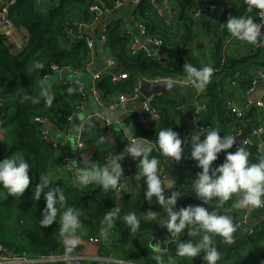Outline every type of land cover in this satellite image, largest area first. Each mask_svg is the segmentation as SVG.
I'll list each match as a JSON object with an SVG mask.
<instances>
[{
  "label": "trees",
  "instance_id": "obj_1",
  "mask_svg": "<svg viewBox=\"0 0 264 264\" xmlns=\"http://www.w3.org/2000/svg\"><path fill=\"white\" fill-rule=\"evenodd\" d=\"M115 0H58L55 5H49V12L42 14L38 8L37 0H18L9 10V16L13 22L26 30L27 45L19 53H13L5 44L4 37L0 33V119L3 129V138L0 140V160L5 158L23 157L30 164V185L21 197H14L0 186V242L7 248L18 252L26 251L31 255L47 254L51 251L61 250L63 237L60 235V225L54 222L50 226L43 227L40 224L46 201L42 195L39 201L34 199V188L40 181V175L49 174V166L58 150L55 141L46 140L41 135L40 124L36 117H46L51 126L68 131L71 126L69 117L79 110L80 94L75 84L46 89L43 78L53 64L61 67L71 66L75 71L85 72L88 65L100 57L101 48L107 52L120 69V73H128V79L114 82L111 73H104L99 80L98 89L104 102H114L122 95L133 93L135 86L142 79L158 80L172 79L186 82L185 65H192L197 69L209 66L213 69L207 84V94L204 95L206 111L201 119L209 129H219L223 134L232 135L237 129L248 130L252 122L249 117H236L235 113L225 108L226 100L235 91V83L242 90L248 89L258 70H264V48L246 57L236 58L226 53V44L233 37L224 27L230 16H241L246 13L247 5L244 0H221L218 6L230 5L222 17H209L207 20V34L215 42L213 49V63L208 64L198 57L194 45L193 14L200 8V0H173L182 6L181 21L183 27L173 33L158 9L149 0H143L136 7V14L143 26L148 29L151 41L160 39L164 42L165 52L172 53L173 60L164 56L163 60L170 66H163L146 48L133 54V39L122 28L120 22L109 25L107 29V41L97 44L94 48L87 43L88 35L73 38L68 33L70 28L76 27L73 15L82 13L83 17L92 21L89 8L95 3L110 6ZM171 1V0H170ZM193 10V14L191 12ZM252 18L259 22L258 10L251 13ZM39 63L42 68H36ZM46 89V90H45ZM71 89V91H70ZM48 92L53 96L51 105L46 102L42 92ZM188 101L176 94H160L153 101V109L161 115L163 127H171L177 131L184 142V157L176 162V165L185 171L179 179L174 190L180 191L177 208L189 205H203L214 210V203L204 204L196 194L193 187V179L201 171L197 162L190 159L191 135L187 128H179L178 121L182 115L181 106L188 107ZM258 114H253L256 120ZM254 120V121H255ZM126 128L134 139H143L154 145L153 156L160 161L161 176L163 168L167 165V157L160 154L155 141L158 132L148 130L139 120L138 116H130L125 121ZM111 129L102 121L94 119L90 121L82 131L81 140L86 145L95 147V155L91 159L98 166L108 164L107 155L117 153V146L110 140ZM104 137L102 143L97 141ZM250 162H258L264 159V155L256 154L253 147L246 149ZM228 151H235L229 149ZM225 153L221 152L218 159L213 162V167L223 163ZM131 169L134 175H140L138 161L131 157ZM187 171V172H186ZM74 179H60L51 181V186L58 187L66 197L65 207L58 209L59 214L66 207L78 209L81 212V225L87 235L94 239L103 238L101 229L106 227L105 214L116 207L112 200L114 189L103 190L99 185L77 186ZM143 191L137 200L130 197L123 199L119 217L109 229V235L113 239L114 251L120 256L128 258H141L152 255L149 242L159 231L160 221L151 216L160 214L165 217L162 206L158 203H150L144 198L146 184L142 185ZM237 197L227 201L222 207L217 208L218 214H226L232 218L233 224L239 216L235 207ZM135 212L141 217L140 227L132 232L123 222V217ZM180 239L173 242L167 253L168 261H177L184 264H201L204 253L201 252L195 258L179 257L176 254L177 245L183 241L194 240L198 242L202 233L197 237L188 235L187 229L179 234ZM18 241V244H15ZM221 258L217 264H264V225L246 241L240 234L233 233V241L227 243L218 235L212 237ZM243 241V242H242ZM17 245V247H15Z\"/></svg>",
  "mask_w": 264,
  "mask_h": 264
},
{
  "label": "clouds",
  "instance_id": "obj_2",
  "mask_svg": "<svg viewBox=\"0 0 264 264\" xmlns=\"http://www.w3.org/2000/svg\"><path fill=\"white\" fill-rule=\"evenodd\" d=\"M244 4L247 5L246 13L241 16H230L224 23V27L233 37L255 44L264 34L262 32L264 16L257 22L252 18L251 13L255 10L264 13V0H244ZM35 67L42 68L43 65L37 63ZM184 70L186 83L193 84L198 91L204 90L213 71L209 66L197 69L192 65H185ZM172 83L169 81V87H172ZM41 95L45 96L46 102L51 105L53 96L46 91ZM123 131L130 141L127 154L138 161L140 175H136L135 179H143L146 184L144 198L150 203L155 201L165 212V217L161 218L160 224L165 226L172 235L181 234L186 229L188 235L192 237L202 233L198 242L182 240L176 248L177 256L195 258L203 252L205 264H217L221 253L217 250L212 237L218 235L225 242L231 243L236 229L232 218L226 214H218L216 209L222 207L234 195L237 197L235 207L238 209L264 207V159L255 163L250 162V153L243 146L234 152L228 151L236 144V137L222 135L219 129L208 128L203 139L199 133H194L191 136L189 158L195 160L202 170L193 179V187L196 196L204 204L214 203L215 208L212 211L203 205L177 208L181 192L172 190L176 185L175 180L161 176L160 161L157 156L152 155L151 144L145 143L143 139H134L129 136L128 128ZM103 141L104 137H101L97 143ZM184 142L177 131L167 127L160 128L155 144L162 156L170 158L171 161H180L184 157ZM221 152L225 153L223 163L213 167V162L218 159ZM122 159L123 154L118 153L110 163L101 167L85 156L84 166L80 167L75 183L77 186L96 184L105 191L117 189L124 176ZM30 168L29 162L23 157H8L0 160V186L6 189L9 195L21 197L30 185ZM169 190H172L170 195L167 194ZM33 191L36 201H39L42 195L46 201L40 224L46 227L58 222L65 249L69 253L72 252L79 244V237L75 234L81 226V212L78 209L66 207L57 220L58 209L65 207L66 197L58 187L51 186V178L47 175H40V181ZM119 213L120 208L116 206L105 214L106 227L101 229L104 239H108L109 229L113 227ZM123 222L132 232H136L140 227L141 217L131 212L123 217ZM155 259L158 264H163L159 255Z\"/></svg>",
  "mask_w": 264,
  "mask_h": 264
},
{
  "label": "crops",
  "instance_id": "obj_3",
  "mask_svg": "<svg viewBox=\"0 0 264 264\" xmlns=\"http://www.w3.org/2000/svg\"><path fill=\"white\" fill-rule=\"evenodd\" d=\"M5 1L7 0H0V6ZM149 1H151L154 4V6L158 9L159 14L163 18H164L163 10L166 8L169 10L170 19L166 20L164 18V22L167 25H169L173 33H177L183 27V23L181 21V14H182L183 9L179 2L173 1V0L171 1L170 0H149ZM200 1L204 3L205 6L203 7L200 15L195 19V24L193 27V30H194L193 41H194V45L196 46L195 54L198 57L202 58V60H204L208 64H212L214 60L212 53L215 47V42L207 34V29H206L207 24L206 23L209 17H212V18L215 16H217L218 18L222 17L225 11H227L228 9L222 10L221 7H223L224 6L223 5V6H218L219 8L217 10H213L212 8L208 7V5L210 2H213L214 0H200ZM51 3H54L56 5L58 3V0H40L39 1L38 8L42 14H47L49 12V5ZM205 8H209V11H205L204 10ZM229 9H230V5H229ZM220 10L222 11L221 16L218 15V12ZM191 12L193 14V10H191ZM73 17H74V22L76 25L74 29V34L72 35L73 38H77L80 35H88L95 39L101 34V32L105 28L107 29L109 25L115 22H120L125 32H128L133 39V48H134L133 50H136L137 52L141 49L144 50L146 48L148 51L151 52V54L154 56L153 58L155 59L159 57L164 58L165 55L170 57L171 60L174 59L172 53H167L165 52V50L163 51V49L160 54H157V51L159 49L155 48V46L153 45L154 40L151 41V36L148 33V29L145 26H143L139 17L137 16L136 7L133 3V0H127V2L122 7L116 9L113 12L103 13L96 23H91L90 21H88V19L84 18L82 13L80 12L75 13ZM23 31L27 34L26 30L23 29ZM260 42L261 40L259 39L257 43L249 44L246 41H241L235 37H232L226 44V53L227 55L234 56L236 58L246 57V56L251 55L253 52L257 51L256 48L258 47ZM97 44H102L99 39L96 40V45ZM99 54H100V57H96L95 60L90 63V68H91L90 71H85V72L73 71V72H65V73H55V76L53 74L49 79H46L45 81H43L45 88L50 89L53 87L63 86L64 84H67L69 81L79 80L85 85L86 92L88 94V99L85 103L84 108L75 116L68 131L59 130L55 128L54 126H51L50 128V135L52 138L51 140L55 141V143L58 144L56 146L58 147V150L55 151L54 158L51 161L50 166H49L48 176L51 178L52 182H56L60 179H64V180L71 179L72 180L73 178L72 173L67 169V163H69V166L71 167V171L79 172L80 167L84 166L83 165L84 157L87 156L90 159L94 157L95 151H96L94 146L85 145V148L81 149L79 148V145H78L79 140L81 139L80 137H81L83 129L90 121L94 119L102 121L107 126H108L107 123L111 124L110 126H108L111 129L110 130L111 133L108 136L110 137V140H112V142L117 146V148L119 149L117 153H120V154L122 153L123 149L130 144L128 137L124 135V131H123L126 128L124 121L128 117L133 116V115L138 116L140 122L150 131L158 132L160 128L163 127L162 117L158 113L156 114L158 115L159 118H152V119L150 118L146 122L142 121V118L147 117L146 116L147 113L145 112L144 105H143V100L147 98L143 97L142 94L140 93V83L142 80H140L138 84L136 85V86L139 85V93H140L139 96L137 95L138 97L136 99L131 100L125 103L124 105H121L125 107V109H123L124 110L123 112H120L119 116L114 115V118L116 121L115 123H113L112 120L106 119L102 116V110L103 109L109 110L107 108L108 105L114 103L116 100L114 102L107 103V102H104L102 98L100 100L97 99L91 92L90 87H91L92 79L94 75L96 74L95 71L97 70L98 67L100 66L103 67L102 64H106V61L109 59L107 56V52L104 51L102 48H101V51H99ZM167 66H170L169 62ZM115 68H118V70L120 71L116 63L113 66H111V68H109L108 70L111 74L118 75L119 71L117 74L112 72V70ZM103 70L104 69L100 70L99 72H102ZM259 71L264 72V70H258L257 73ZM257 73L255 74V76L257 75ZM158 80H163V79H158ZM164 80L172 81L173 83L180 85L182 89H185V91H187L188 94L186 96L183 94L177 95L182 98H185L188 101L187 103L188 107L184 106L183 109H180L182 111V115L179 117L178 127L179 128L186 127L188 135L192 136L193 132L192 130H190L188 126V122L193 121L195 125L197 126L196 122L194 121V118L196 117L199 120V122L204 123L201 119V115L203 112L206 111L203 97L204 95L207 94V89H206L207 85L204 88V90L201 91L202 93L199 96L198 105L202 109L198 110L197 106L193 103V96L195 95L196 92H198L196 87L190 84H182L181 83L182 80H179V79L177 80L164 79ZM149 81L153 82L157 80H149ZM98 83H99V80L97 81V84ZM234 85H235V88H234L235 91L231 93L228 99L234 101V109L236 110V112H241L245 118L250 116V120L252 121L249 125L250 127H254L257 125H264V110H258L254 108L245 109V104L247 101L246 91L248 89L242 90L238 86L237 83H235ZM260 86L264 87V84L263 83L259 84L257 88L255 89V91H257L259 89L258 87ZM135 88L133 90V93L129 94V96H132V97L135 96L134 95ZM156 96L157 95L152 96V99H153L152 101L155 100ZM259 100L264 101V92L262 94L261 99ZM113 110H109V111H113ZM253 114H258V116L256 117V120L253 117ZM1 125H2V120L0 119V140L3 138V129L1 128ZM204 133L206 135V132ZM128 135L132 137L130 132H128ZM203 138L204 137H201V139ZM260 139L264 140V133L260 136V138H256V141ZM146 143L151 144L148 141H146ZM127 158L125 160L123 159L121 160L123 169H124V164L126 163ZM131 173H132L131 175H128L126 177V178H128L129 176L132 177V181L129 184L125 182L124 196L122 198H118L114 196V194H112V200L117 207H120L122 205L123 199L125 197L126 198L130 197L132 200H137L142 194V191H143L142 185H143L144 180L143 179L136 180L135 179L136 175H134L132 171ZM184 173L185 171L183 169L179 168L176 165V163H173V161H171V159L168 158L167 165L166 167L163 168V177L171 178L176 181V185L174 186V189L177 186L179 179L184 175ZM172 190H169L167 194L170 195ZM237 211L239 212L238 217L242 216V214L246 211L250 212L252 215V219H253L252 221H255L258 225V230L259 229L261 230V228L264 225V209L249 207V208H240V209L237 208ZM154 217L156 220H159V221L162 218L160 214L154 215ZM161 227L162 225L160 226V228ZM75 235L79 237V244L76 247L80 250L82 255L87 258L90 264H158V261L155 259L157 255H159L162 258L163 264L169 263V261L167 260L165 256L167 252H157L152 249H151L153 251L152 255L148 256L147 258L145 257H141V258L140 257L139 258L122 257L118 253H116L114 249H112L113 239L111 235H108V239H104L100 237H97L99 239H94L87 235V232L85 231L82 225L80 226L79 229H77V232ZM240 236L242 240H245L242 234H240ZM180 238H181L180 235L176 234L175 242L179 241ZM62 247H65L64 243H62Z\"/></svg>",
  "mask_w": 264,
  "mask_h": 264
},
{
  "label": "built area",
  "instance_id": "obj_4",
  "mask_svg": "<svg viewBox=\"0 0 264 264\" xmlns=\"http://www.w3.org/2000/svg\"><path fill=\"white\" fill-rule=\"evenodd\" d=\"M18 0H7L5 1L1 6H0V33L4 37V42L5 44L12 50L13 53H19L27 45V37L26 33L23 31V29L19 26H17L13 20L9 16V10L10 8L16 4ZM40 1V0H37ZM217 1L221 0H214L213 2H210L208 7L212 8L213 10H217L219 7L216 4ZM127 0H116L111 4L110 6L101 4L99 2L93 3L90 8V15L92 16V21L91 23H96L101 15L105 12H113L116 9L122 7ZM143 0H133V3L135 7H139L142 4ZM205 6L204 3L201 4L200 8H198L193 16L194 18H197L203 7ZM222 10H227L229 9V5L221 7ZM264 16V13L258 11V18L259 21L261 17ZM264 22V21H262ZM108 29V28H107ZM107 29L105 28L101 34L97 38H93L91 36L87 37V43L89 47L94 48L96 45V40L99 39L100 42L103 44L107 41ZM262 32H264V29H262ZM68 33H71V36L74 34V28H70L68 30ZM82 36V35H80ZM261 42L258 45V48H264V34H262L260 38ZM153 45L155 46L156 49H164L165 44L162 40L156 39L153 41ZM15 50V51H13ZM136 53V50H133V54ZM160 64L163 66H167L168 62L163 60L161 57L156 59ZM107 64V69L103 70L102 72H98L94 75L92 82H91V92L92 94L97 98L101 99V94L98 89L97 81L101 79L102 75L105 72H109V68L115 64V62L112 59H108L106 61ZM90 64L88 65L86 71H90ZM75 71L71 66H59L57 64H53L50 68V71L47 72L43 78V81L46 79H49L53 74L55 73H65V72H73ZM112 79L114 82H119L121 80L128 79V73H120L118 75L112 74ZM164 80V79H163ZM168 81V80H164ZM69 84H75L78 88V93L80 94V105H79V110L75 113H73L70 117L69 120L73 122L75 116L84 108L85 103L88 99V94L86 92L85 85L80 82L79 80H73L69 81ZM182 84H190L191 83H186L185 81L181 82ZM264 84V72L259 71L257 75L254 77L251 86L248 88L246 91L247 95V101L245 104V109L246 108H254L258 110H264V101L263 100H254L250 98V95L254 93L255 89L259 84ZM194 86V85H193ZM195 87V86H194ZM202 92L198 91L195 93L193 96V103L197 106L198 110L202 109L198 104H199V96ZM139 85L136 86L135 92H134V97L129 96V95H122L120 96L114 103L108 105L109 110H113L118 108L121 105H124L125 103L136 99L139 96ZM138 95V96H137ZM152 97L144 99L143 100V105L145 112L147 113V117L142 118L143 122H146L148 119L152 118H159L156 112L153 109V101ZM226 109L231 110L233 113L236 112L234 109V101L228 99L226 101ZM184 106H181L180 109H183ZM236 117L240 118L243 116L241 112H236ZM36 122L40 124L41 128V135L43 136L44 139L50 140V128H51V123L50 121L43 116L36 117L35 118ZM194 121L197 124V127L201 130L206 132V130L209 128V126L205 125L204 123L199 122V120L195 117ZM108 126H110V123H107ZM264 133V125H257L254 127H250L248 130H241L237 129L235 133L232 135L235 136L236 138H241L244 135H247V138L245 140H242L240 143L236 142V144L233 147V150H237L240 146H243L245 149L253 147L255 149L256 154L259 156L264 155V140H258L256 141V138H260V136ZM81 140V139H80ZM79 140V148L83 149L85 148V143L81 140ZM145 141V140H144ZM146 143V141H145ZM55 145H58L55 143ZM151 146L154 149V145L151 144ZM120 154V153H119ZM118 153H111L107 155V161L110 163L111 159L115 156H117ZM173 163H176L175 160H173ZM67 169L72 173V179L76 180V176L78 174L77 171H71V167L69 166V163H67ZM132 169H131V156L126 160V163L124 164V176L122 177V180L120 182V185L118 186L117 189H114V196L118 198H122L124 196V187H125V179L128 175H131ZM87 186H90L87 185ZM84 186V187H87ZM259 209H264V207H260ZM252 215L250 212L246 211L242 214V216L238 217L237 220L235 221V232L237 234H242L244 236V239L250 238L252 235L255 234V232L258 230V225L255 221H252ZM97 241V240H95ZM0 264H90L89 261L85 256L82 255L80 250L75 247L72 252H67L65 247H61V250L59 251H51L47 254H42V255H31L26 251L23 252H18L15 250H11L7 247H5L1 242H0ZM168 264H184L181 262L177 261H169ZM205 264V262L201 263Z\"/></svg>",
  "mask_w": 264,
  "mask_h": 264
},
{
  "label": "water",
  "instance_id": "obj_5",
  "mask_svg": "<svg viewBox=\"0 0 264 264\" xmlns=\"http://www.w3.org/2000/svg\"><path fill=\"white\" fill-rule=\"evenodd\" d=\"M205 11H209V8H205ZM163 15L164 18L166 20L170 19V15H169V10L166 8L163 10ZM218 15L221 16L222 15V11L220 10L218 12ZM161 49H159L157 51V54L161 53ZM98 60V58H97ZM103 67H98L97 70L95 71V73H98L100 70L102 69H107V65L106 64H102ZM118 68H115L112 70L113 73H118ZM259 89L257 91L254 92V94H252L250 97L251 99H256L259 100L262 97V94L264 92V87L260 86L258 87ZM140 93L142 94L143 97L145 98H150L152 96L155 95H159V94H164V93H170V94H183V95H187V91H185V89H182V87L176 83H172V87H169V81H164V80H157V81H149L147 79H142L141 83H140ZM125 109V107L121 106L118 109H115L113 111H109L107 109H103L102 110V116L106 119L112 120L113 123H115V118L114 115L119 116L120 112H123ZM188 126L190 128V130H192L193 134L194 133H199L201 135V137H204L205 133L202 132L199 128H197V126L195 125V123L193 121H189L188 122ZM247 138V135L242 136L241 138H236L237 142L240 143L242 140H245ZM127 147L126 146L122 153L123 154V160H125L128 157L127 154ZM132 181V177H128L126 178V183H131ZM254 208V207H252ZM175 242V235H172L171 233H169V231L167 230V228L165 226H162L160 228V230L155 234V236L151 239V241L149 242V246L152 250L157 251V252H167L170 245Z\"/></svg>",
  "mask_w": 264,
  "mask_h": 264
},
{
  "label": "rangeland",
  "instance_id": "obj_6",
  "mask_svg": "<svg viewBox=\"0 0 264 264\" xmlns=\"http://www.w3.org/2000/svg\"><path fill=\"white\" fill-rule=\"evenodd\" d=\"M54 76H55V74H54ZM16 239H13V241L12 242H14L15 244H18V241H15ZM15 247H17V245H15Z\"/></svg>",
  "mask_w": 264,
  "mask_h": 264
}]
</instances>
